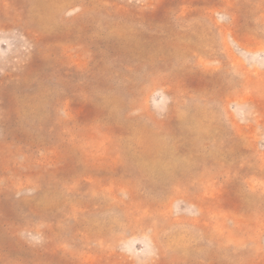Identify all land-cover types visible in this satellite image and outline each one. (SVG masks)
<instances>
[{
    "label": "rangeland",
    "instance_id": "1",
    "mask_svg": "<svg viewBox=\"0 0 264 264\" xmlns=\"http://www.w3.org/2000/svg\"><path fill=\"white\" fill-rule=\"evenodd\" d=\"M0 264H264V0H0Z\"/></svg>",
    "mask_w": 264,
    "mask_h": 264
}]
</instances>
